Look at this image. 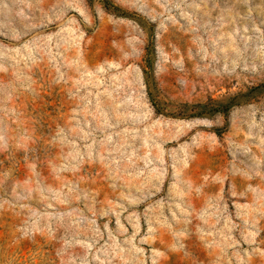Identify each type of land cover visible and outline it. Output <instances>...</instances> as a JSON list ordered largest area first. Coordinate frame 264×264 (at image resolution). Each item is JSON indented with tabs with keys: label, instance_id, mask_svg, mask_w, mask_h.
Instances as JSON below:
<instances>
[{
	"label": "rangeland",
	"instance_id": "obj_1",
	"mask_svg": "<svg viewBox=\"0 0 264 264\" xmlns=\"http://www.w3.org/2000/svg\"><path fill=\"white\" fill-rule=\"evenodd\" d=\"M0 264H264V0H0Z\"/></svg>",
	"mask_w": 264,
	"mask_h": 264
}]
</instances>
